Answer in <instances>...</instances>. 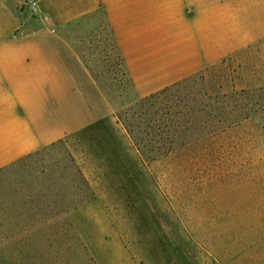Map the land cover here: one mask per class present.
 <instances>
[{
	"label": "rangeland",
	"instance_id": "374dc122",
	"mask_svg": "<svg viewBox=\"0 0 264 264\" xmlns=\"http://www.w3.org/2000/svg\"><path fill=\"white\" fill-rule=\"evenodd\" d=\"M22 6L28 31L62 38L42 46L80 54L70 70L90 123L33 160L65 180L67 199L78 198L70 179L80 171L86 201L4 245L0 264H264V45L186 86L224 94L227 129L146 161L117 118L140 97L102 15L55 24Z\"/></svg>",
	"mask_w": 264,
	"mask_h": 264
},
{
	"label": "crops",
	"instance_id": "0c3cea01",
	"mask_svg": "<svg viewBox=\"0 0 264 264\" xmlns=\"http://www.w3.org/2000/svg\"><path fill=\"white\" fill-rule=\"evenodd\" d=\"M22 3L0 0V171L90 123L70 70L80 54L42 46L62 38L28 31ZM39 8L55 24L100 13L140 98L264 45V0H42ZM18 167L0 173V249L72 217L43 214L35 202L15 210L10 199L36 186L11 179Z\"/></svg>",
	"mask_w": 264,
	"mask_h": 264
},
{
	"label": "trees",
	"instance_id": "16d2710c",
	"mask_svg": "<svg viewBox=\"0 0 264 264\" xmlns=\"http://www.w3.org/2000/svg\"><path fill=\"white\" fill-rule=\"evenodd\" d=\"M196 77L197 74L189 76L138 99L118 112V121L146 161H155L186 149L230 126L231 122L225 116L226 107L220 103L225 97L224 94L210 95L194 85L186 90V86L193 83ZM183 90L186 92H182ZM44 149L46 147L0 171L3 173L23 166L22 171L11 179L35 182L36 186L28 188L24 196L16 193L17 197L10 199L9 204L15 210H21L22 206L26 207L27 204L35 202L40 204L43 214L58 215L86 201L85 198H80V195L87 184L78 170L77 178L75 176L76 179L74 177L70 179V186L78 198L72 200L60 197L63 195L58 196L57 187L65 180L51 173L45 175V169L38 170L34 165L33 158ZM64 170L68 171V168L65 167Z\"/></svg>",
	"mask_w": 264,
	"mask_h": 264
},
{
	"label": "built area",
	"instance_id": "2783aa9c",
	"mask_svg": "<svg viewBox=\"0 0 264 264\" xmlns=\"http://www.w3.org/2000/svg\"><path fill=\"white\" fill-rule=\"evenodd\" d=\"M41 1L42 0H25L32 11H36L39 8Z\"/></svg>",
	"mask_w": 264,
	"mask_h": 264
}]
</instances>
